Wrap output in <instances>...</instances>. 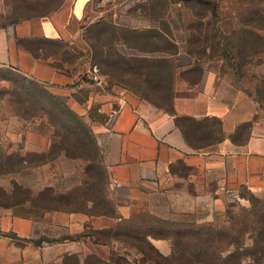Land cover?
<instances>
[{
  "label": "rangeland",
  "instance_id": "obj_1",
  "mask_svg": "<svg viewBox=\"0 0 264 264\" xmlns=\"http://www.w3.org/2000/svg\"><path fill=\"white\" fill-rule=\"evenodd\" d=\"M59 1L0 0V20L10 21L25 12L52 9ZM217 2L219 13L216 27L225 37L223 40L232 54H235L237 34L242 27L241 16L250 9L264 8V1ZM150 5L151 2L147 0H84L82 17L72 19L69 24L75 37L70 43L73 46L70 54H64L63 49L59 51L50 43L46 44V54L49 56L45 60L55 66L61 63L63 70H56L68 77L60 78L57 86L67 82V85L74 87L71 91L78 102L77 111L90 128L95 141L96 130L109 124L120 99L134 91L130 85L114 77L101 75L100 83L91 78L90 56L85 54L87 45L82 34L90 23L99 18L127 27H155L158 23L144 13V7L149 8ZM168 6L166 20L182 49L188 33L187 25L193 18L190 10L180 2ZM259 32L264 34V29ZM147 38L145 35L143 46L151 43ZM119 49L124 54L137 53L126 44H121ZM190 59L184 53L174 57L179 70L193 61L189 63ZM203 65L218 72L221 77L220 90L227 97H234L238 93L242 95L233 108L231 122L254 108L250 119L252 126L264 125V53L253 55L245 64L238 58L229 62L218 55L204 60ZM182 82L183 79L177 74L175 87L176 83ZM182 87L179 93H183ZM12 89L14 87L8 81L0 78V220L5 221L6 215L10 219L15 216L27 217L33 222V231L25 237L11 230L5 231L16 236H6L10 244L7 264H76L75 256L82 263L87 255L96 254L106 258L112 251L130 264H139L143 254L131 244L132 237L151 232L156 236H149V239L164 254L171 253L177 239L192 247L197 233L209 227L222 231L218 235L220 242L215 243L217 249H224L226 239L233 235L243 236L247 242L250 241L252 222L248 195L254 193L264 199V187L255 191L231 181L220 188L218 183L222 181H217L221 179V174L211 172L209 176L214 180L209 181V186L196 189L186 187V181L177 180L163 193L142 194L132 199L131 213L123 215L115 203L118 198L113 196V200L110 199L109 181L101 174L104 169L99 147L95 150L92 144H88L84 150H80L69 146L71 156L61 151L46 160L54 140L62 145L61 137L53 134L48 142L45 136L51 127L44 119L38 116L24 118L16 114L19 104L10 92ZM29 111H33L31 107ZM182 169L179 172L186 175L187 169ZM121 200L127 201L123 197ZM66 204L80 206L81 210H63L61 207ZM50 205L61 207L51 208ZM100 211L102 215L97 214ZM108 227H112V230L107 231ZM98 228L105 232L98 234L94 231ZM179 234L185 235L184 239H180ZM112 235L117 239L109 238ZM68 236L75 240L54 241ZM244 261L245 264L251 263L248 257Z\"/></svg>",
  "mask_w": 264,
  "mask_h": 264
},
{
  "label": "trees",
  "instance_id": "obj_2",
  "mask_svg": "<svg viewBox=\"0 0 264 264\" xmlns=\"http://www.w3.org/2000/svg\"><path fill=\"white\" fill-rule=\"evenodd\" d=\"M147 1H150L151 5L149 8L144 7V13L158 23L155 27L144 29L127 27L104 18H99L90 23L89 26H85L86 29L82 38L87 45L85 54L90 56V66L96 65L100 75L114 77L120 82L130 85L135 94L172 114L176 126L182 131L186 141L191 146L203 147L219 142L226 136L235 144H244L252 129L251 120L241 122L230 134L226 135L222 128V121L218 117L195 118L190 115L176 114L173 106L175 80L178 74L189 84H196L203 74V61L218 55L229 62H234L238 58L241 63L245 64L253 55L264 53V34L259 32L260 29H264V8L250 9L248 13L241 16L242 27L237 34L235 54H232L227 42L223 40L225 37L216 27L219 13L217 0ZM60 2L61 0L54 8L58 7ZM176 2L187 7L193 18L187 25L188 33L184 41V50L193 61L187 67H183L182 70L178 69L174 61V57L181 52V49L174 38L170 24L166 20L168 5ZM14 9L16 10V7ZM48 12L47 9L39 12H25L18 16H38ZM145 35L151 41V43L148 42V46H143L142 43ZM34 41L23 38L18 40L17 45L35 58L40 59L47 58L46 44L54 45L55 49L59 51L63 49L64 54H70L73 47L70 43L55 39L38 38ZM121 44H126L136 50L137 53L124 54L119 49ZM155 52H160V54ZM63 59L67 62L65 57ZM62 63L64 62L62 61ZM50 64L55 69L63 70L61 63L56 66L53 63ZM0 78L8 81L14 87L10 92L19 104L16 107V114L24 118L31 116L46 117L54 128V136L61 137L62 145H58L57 141L54 140L50 145L46 160L57 156L61 151L71 156L72 153L69 149L71 146L84 150L86 145L92 144L93 148L97 150L95 137L82 116L50 91L47 83L28 76L17 68L4 65H0ZM27 102L30 105H26ZM29 107L33 110L31 113L28 112ZM64 142L68 143L65 144ZM101 174L108 179L105 169ZM102 194L105 198V192ZM248 199L252 222L249 242L243 236L233 235L226 239L224 249H217L215 243L220 242L221 238L218 235L222 231L209 227L204 228L205 231L197 233V240L194 241L192 247L184 245L183 240L177 239L173 243L171 253L164 254L149 239V236H156L155 233L151 232L139 237H132L131 244L143 254L139 264H245V257L250 258L251 263L249 264H264V199L254 193L249 194ZM91 202L93 203V201ZM50 206L51 208L61 207L60 205ZM61 208L70 211L81 210L80 206L77 205L68 206L66 204L65 207ZM111 228L108 227L106 230L111 231ZM94 231L98 234L105 232L100 228ZM0 234L15 236L1 231ZM110 237L117 239L113 235ZM179 237L184 239L185 235L181 234ZM65 239L75 240V238L68 236L54 239V241ZM36 243L38 242L36 241ZM75 261L76 264H130L114 251L106 258L96 254L87 255L82 263L75 256Z\"/></svg>",
  "mask_w": 264,
  "mask_h": 264
},
{
  "label": "crops",
  "instance_id": "obj_3",
  "mask_svg": "<svg viewBox=\"0 0 264 264\" xmlns=\"http://www.w3.org/2000/svg\"><path fill=\"white\" fill-rule=\"evenodd\" d=\"M83 8L84 0H62L58 7L48 9L49 12L43 15L0 20V65L17 68L47 83L48 89L76 112L78 102L71 91L74 87L67 82L57 86L60 78L68 77L59 74L45 59L35 58L19 48L17 42L23 38H48L71 43L75 37L69 24L72 19L82 17ZM180 53L186 54L184 48ZM191 61L192 58L189 63ZM220 81L218 72L204 66L196 84L184 80L176 83L173 100L176 114L218 117L226 135L237 123L250 120L254 108L245 116L230 121L234 117L233 108L242 95L227 97L220 90ZM181 86L183 93H179ZM119 102L109 124L96 130L95 142L101 153L102 168L107 171L110 199L118 198L115 203L123 215L131 213L132 199L142 194L163 193L177 180L186 181V187L196 189L209 186V181L214 180L209 176L211 172L221 174V179L216 180L222 181L218 183L220 188L231 181L255 191L264 187V125L254 124L244 144H235L226 136L219 142L195 148L186 141L169 112L134 92L127 93ZM38 118L50 125L51 130L45 136L50 142L54 128L46 117ZM182 168L187 169L186 175L179 172ZM7 216L5 221L0 220L1 232L11 230L24 237L32 233L30 218L15 216L10 219ZM9 252L8 238L0 235V264L8 263Z\"/></svg>",
  "mask_w": 264,
  "mask_h": 264
},
{
  "label": "built area",
  "instance_id": "obj_4",
  "mask_svg": "<svg viewBox=\"0 0 264 264\" xmlns=\"http://www.w3.org/2000/svg\"><path fill=\"white\" fill-rule=\"evenodd\" d=\"M90 73H91V78L100 83L101 82V75L98 71V67L96 65H93L90 67Z\"/></svg>",
  "mask_w": 264,
  "mask_h": 264
}]
</instances>
